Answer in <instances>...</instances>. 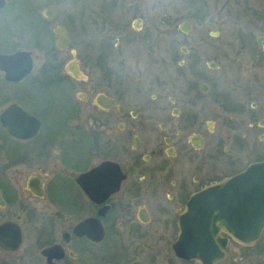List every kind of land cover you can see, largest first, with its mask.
Segmentation results:
<instances>
[{
  "label": "flooded vegetation",
  "instance_id": "af4514ba",
  "mask_svg": "<svg viewBox=\"0 0 264 264\" xmlns=\"http://www.w3.org/2000/svg\"><path fill=\"white\" fill-rule=\"evenodd\" d=\"M62 2L41 0L39 6ZM57 28L65 29L52 28L58 52L65 53L70 36L65 30L68 40L60 47ZM77 28L70 59L56 53L54 63L43 65V84L59 88L54 101L65 111L56 120L60 128H50L57 141L41 139L45 121L18 100L6 106L16 104L37 118L35 133L15 137L0 121L4 139L22 145L9 150L8 166L23 169L16 175L0 170V264H202L177 251L178 218L195 193L264 160H255L256 137H264V107L258 109L264 35L241 34L237 22L231 57H224L221 39L215 59L206 62L215 74L203 75L210 84L215 79L216 89L201 83L199 93L191 81L172 80L170 65L161 68L164 60L156 53L143 79L123 85L107 61L112 44H96L79 23ZM30 73L4 81L21 84ZM181 86L183 95H169ZM132 104L137 110L128 108ZM71 119L81 123L66 126ZM221 235L227 238L225 257L215 264L225 263L233 245L250 259L262 238L243 245ZM257 259L248 262H264Z\"/></svg>",
  "mask_w": 264,
  "mask_h": 264
},
{
  "label": "rangeland",
  "instance_id": "374dc122",
  "mask_svg": "<svg viewBox=\"0 0 264 264\" xmlns=\"http://www.w3.org/2000/svg\"><path fill=\"white\" fill-rule=\"evenodd\" d=\"M40 1L8 0L7 5L0 10V52L12 53L24 49L35 55L34 67L21 84L5 82L0 73V110L18 100L26 110L45 121L41 139H54V142L59 136L50 133V128H60L56 120H62L65 111L62 114L61 106L54 101L60 95L59 88L43 84L46 78L42 72L43 65L54 63L57 60L56 53L64 61L70 59L78 23L88 31L96 44L102 39L112 44V55L107 61H112L118 70L115 79L125 82L123 85L136 78L143 79L145 69L153 64V55L156 53L164 60L161 68L170 65L172 80L191 81L192 87L195 86L199 93L201 83L216 89L215 79L210 84L203 75L206 71L215 74V71L207 69L206 62L215 59L217 43L221 39L225 48L224 57H231L232 33L236 30L237 22L241 34L252 37L264 35V0H63L58 7L39 6ZM45 9L54 10V17L45 18ZM182 21L191 22L192 28L188 33L179 30L178 25ZM55 25L63 27L70 36L69 51L65 53L58 52L55 45L56 35L52 31ZM115 39H119L120 44L113 45ZM182 47L187 52L180 51ZM180 60H184V65L179 68ZM228 69L227 73H231ZM184 91L183 86L175 87L169 95H183ZM259 105L258 109H262L264 101L259 102ZM128 108L137 110L134 104ZM71 120L72 125L66 126L81 123ZM260 131L257 129V133ZM255 143V160L264 159V137H256ZM0 144V170L5 171L6 175H16L23 169L8 166L9 158L14 153H9V150L15 148L17 151L22 145L9 143L1 130ZM253 252L252 257L248 258L250 261L264 257V234L260 246ZM246 254V251L233 245L230 257L223 264H249Z\"/></svg>",
  "mask_w": 264,
  "mask_h": 264
},
{
  "label": "water",
  "instance_id": "95a60500",
  "mask_svg": "<svg viewBox=\"0 0 264 264\" xmlns=\"http://www.w3.org/2000/svg\"><path fill=\"white\" fill-rule=\"evenodd\" d=\"M4 4L0 0V9ZM43 14L52 17L54 12L45 9ZM178 28L188 33L192 24L182 21ZM55 31L61 38L57 44L64 46L68 40L65 30ZM32 65L31 51L0 52V72L8 81L22 79ZM0 121L3 128L18 138L31 137L39 127L38 119L16 104L1 111ZM178 225L177 251L202 264H215L225 257L227 238L222 232L244 245L254 244L264 228V160L251 163L191 196L178 218Z\"/></svg>",
  "mask_w": 264,
  "mask_h": 264
}]
</instances>
